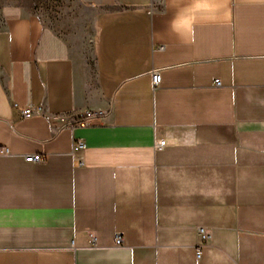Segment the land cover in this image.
Returning <instances> with one entry per match:
<instances>
[{
    "label": "crops",
    "instance_id": "1",
    "mask_svg": "<svg viewBox=\"0 0 264 264\" xmlns=\"http://www.w3.org/2000/svg\"><path fill=\"white\" fill-rule=\"evenodd\" d=\"M54 8L0 4V264H264V0Z\"/></svg>",
    "mask_w": 264,
    "mask_h": 264
},
{
    "label": "built area",
    "instance_id": "2",
    "mask_svg": "<svg viewBox=\"0 0 264 264\" xmlns=\"http://www.w3.org/2000/svg\"><path fill=\"white\" fill-rule=\"evenodd\" d=\"M152 80L153 84L155 86H158L161 83V73L159 69H154L152 71ZM215 84L216 85H221L220 79H215ZM42 111V107L40 106H33V105H28L26 107L22 108V114L25 118H31L33 115H35L37 112ZM101 114L100 111H94V110H86L84 113L81 115V117L75 122L70 124L71 127L74 126H88L92 124L95 119L99 117ZM169 144V139L167 138H161L156 141L155 146L157 148H164ZM86 149V143L83 139H75L73 143V148L72 152L74 156L78 159V164L79 166H83L85 164L84 161V151ZM0 152L2 153H9L10 150L8 147H3ZM26 161L28 162H44L45 161V156L42 155L41 153H31L29 155L25 156ZM201 232L203 233V237H206L204 234V229H201ZM123 242L122 237L120 235L117 236L116 243L117 245H121ZM200 255V253H199Z\"/></svg>",
    "mask_w": 264,
    "mask_h": 264
},
{
    "label": "rangeland",
    "instance_id": "3",
    "mask_svg": "<svg viewBox=\"0 0 264 264\" xmlns=\"http://www.w3.org/2000/svg\"><path fill=\"white\" fill-rule=\"evenodd\" d=\"M29 1L30 0H0V4H11L18 2L29 3ZM33 1L38 5H44V6L54 5L55 6L54 10H61L69 2V0H33Z\"/></svg>",
    "mask_w": 264,
    "mask_h": 264
}]
</instances>
